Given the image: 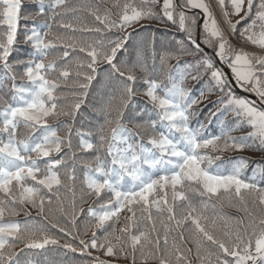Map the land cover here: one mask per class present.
Returning a JSON list of instances; mask_svg holds the SVG:
<instances>
[{
  "label": "snow or ice",
  "instance_id": "6c2138e0",
  "mask_svg": "<svg viewBox=\"0 0 264 264\" xmlns=\"http://www.w3.org/2000/svg\"><path fill=\"white\" fill-rule=\"evenodd\" d=\"M157 2L114 0V15L110 9L101 10L99 0L95 5L73 8L68 7V0H30L29 8L44 19L24 29V43L31 45L29 58L10 63L24 4L22 0H0V27L5 29L0 30V264H39L35 254L47 246L81 254L86 257L81 264H114L93 256L92 250L106 257L129 259L130 264H136L138 258L158 264H192L185 253L193 249L198 264H264V160L245 177L248 158H236L229 166L209 152H264V108L237 97L227 74L215 65V60L226 64L237 86L264 104V55L234 49L205 0H185L179 5L175 0H162L159 13L151 7ZM217 2L228 29L235 34L243 21L250 20L239 28V36L264 50V0ZM226 3L231 12L224 10ZM192 9L203 14L200 43L194 36L197 19L186 14ZM82 11L94 18L93 25L77 15ZM241 12L240 20L233 23L230 15ZM69 14L73 19H63ZM24 18H31V13ZM143 19L178 24L185 39L157 50L153 34L147 48L143 42L132 45L135 59L131 64L118 60L119 53L128 52L136 31L132 26L147 27L140 24ZM129 28L132 30L127 31ZM214 41L215 60L201 48V44L213 47ZM190 52L199 54L198 58L194 63L182 62L179 57ZM173 58L176 64L169 66ZM101 63L117 80L120 95L117 103L110 93L99 109L104 122L97 128L98 143L92 142L91 133H76L79 149L96 153L92 160L80 162V178L77 153L64 154V145L72 149V129L61 137L58 126L49 120L64 116L74 123ZM136 68L144 74L142 78L137 77ZM161 69L167 75L158 80L155 77ZM193 71L196 75L190 76ZM54 72L56 78H49ZM204 75L209 77L208 90L221 93L210 101L219 107L210 112L209 123L229 112L233 115L232 121L219 120V133L214 135L206 132L204 123L197 127L191 123L196 114L193 106L206 97L204 90L194 95L185 81L190 77L199 82ZM6 80L12 81L10 87ZM138 84L148 98L143 108L132 102ZM61 87L70 92H60ZM69 97L74 103L62 106L60 101ZM113 111L115 120L111 119ZM145 115L148 118L132 128L124 123L125 118L135 122ZM242 126L252 130L241 136L229 134ZM222 194L239 201L236 206L245 212L247 223L242 218L219 217L221 231L218 218L206 214L210 205L215 208L213 199ZM245 194L258 206V217L249 211ZM89 197H95L93 203L77 210V200L84 202ZM28 206L37 210L36 216ZM20 212L24 220L13 219ZM122 212L129 215L117 229ZM81 218L84 233L92 229L88 239L81 236ZM53 232L62 235V245ZM187 242L193 248H188ZM18 244L23 247L17 248ZM212 247L219 251H211Z\"/></svg>",
  "mask_w": 264,
  "mask_h": 264
},
{
  "label": "trees",
  "instance_id": "16d2710c",
  "mask_svg": "<svg viewBox=\"0 0 264 264\" xmlns=\"http://www.w3.org/2000/svg\"><path fill=\"white\" fill-rule=\"evenodd\" d=\"M179 4H182L185 2V0H178ZM206 3L209 5V8L213 12V15L215 18L220 16V18L223 20V16L221 13V9L218 5L217 0H213V3L216 4L215 7L213 5L209 4V0H205ZM121 3H123V0H120ZM137 4H139L140 0H135ZM176 2V0H175ZM22 3L24 4V7L21 9V19L19 21V27H18V38L17 41L14 45V51L12 55L10 56L9 62L12 63L13 61L17 59H27L29 58V53L31 51V45H26L24 43V36H25V31L24 29L26 27L30 28L33 26V23L35 22L36 24H40L44 17H36L35 14V9L29 8V3L30 0H22ZM85 3H91L95 5L97 3V0H68V7L73 8V7H79ZM114 0H99V5L101 7V10L107 8L110 9L113 14L115 15L116 9L113 7ZM162 6V0H158L157 3L151 5L153 10L157 13L160 12V8ZM246 7V4H245ZM225 11L231 12V7L229 4L226 3L225 5ZM179 11V8L177 9ZM255 9H253V12ZM31 13V18L25 19L24 17ZM201 12H186L187 15L194 16L196 17L197 21L199 18ZM78 16L87 24L93 25L94 18L90 16L87 12H79L77 13ZM243 15V12H241L239 15H230V20L235 23L236 21L240 20V16ZM63 19L71 20L73 19V16L69 14L66 17H63ZM250 20H245L243 21L237 29V32L233 34L227 27V25H222L221 28L223 29L227 40L229 41L230 45L234 49L238 50H245L249 54H256V55H264V50H261L259 46H253L250 43H245L239 36V28H243L245 24L249 23ZM198 23V22H197ZM203 23V22H202ZM201 23V25H202ZM141 25H145L147 27L141 28L139 25H133L132 27L136 28V31L133 33L131 40L129 41V49L128 52H121L118 54V60H128L129 64L135 59V52L132 51V45L134 44H141L143 42V47L147 48L150 43H151V38L152 35H155V43H156V48L157 50H160L162 46L166 47L169 45V42H174L176 40H184L185 39V34L179 30L178 24H173L171 22H168L166 19L161 21L159 19H143L140 22ZM201 25L199 26V29L197 28L196 24V30L194 32V36L196 37L197 43H200L202 39V28ZM226 29V30H225ZM132 29L129 28L127 31H131ZM53 31H57L55 26L53 27ZM215 41L213 42V47H206L204 44H201V48L203 49V53L208 54L209 56H213L214 60V50H215ZM175 47V45H172ZM190 48L192 47L190 44L188 45ZM129 52L131 53V56H129ZM55 55V52H53L50 56L49 59H51V56ZM83 57V54H80ZM199 54L195 52H190L187 55L180 56V60L182 62H192L194 63L195 59L198 58ZM176 64V59L173 58L168 61V65H175ZM215 65L216 67H220L224 71V67L227 69L228 73H232L230 69L227 67V65H221L218 60H215ZM157 66H159V61L157 60ZM148 68L149 71L152 69V61L151 58L149 57L148 59ZM98 74L96 75V78L92 82L90 89H89V94L86 97H82L84 99V103L81 106L77 116L75 117V121L73 123V119L71 117H64L60 116L56 119H50L49 123L57 125L58 126V135L61 137H65L68 135V129L71 128V141H72V149L69 150L66 145H64V154L67 156H71L72 152L77 153V175L78 177L82 178V173H83V168L82 164L80 163L81 161H87V160H92V158L96 155L94 151H88L84 152L79 149V140L80 137L76 135L77 131L83 132L85 134L91 133L90 139L92 142L98 143V136H97V128L99 127L100 124L104 122V116L99 113L100 107L105 103L107 100L108 96L110 93L114 94L117 97V103L119 100V91H117L118 88V82L117 80L111 78L108 75V66L106 64L101 63L98 66ZM16 71L19 73L20 69H16ZM203 71V69H201ZM134 72L136 73L138 78L143 77V73L140 71L139 68L134 69ZM225 72V71H224ZM227 74V73H226ZM3 73L0 72V76H2ZM58 73H51L49 78H56ZM166 71L161 69L158 71V74L156 75V79L161 80L166 78ZM191 75H196V72L193 71ZM73 81L70 79L69 84H71ZM208 82H209V77L207 75H204L202 79L197 82L192 80L190 77L185 81V84L187 87L194 89L193 94L196 95L200 90H204L205 92V99L201 101L199 105H195L194 111L196 114L191 118V123L193 127H197L198 123H204L206 126V132L209 134H218L219 133V120L220 119H225L227 121H232L233 115L231 112L227 113L225 116L218 117V118H212L211 123H209V118H210V112L215 111L219 105H214L210 103V101H215L217 98L221 95V93L218 90H208ZM230 82V81H229ZM234 84L230 83V87L232 91L235 93L237 97H244L247 98L251 101H255V103L264 108V104H261L258 98L250 92L244 91L242 88L238 87L235 80H233ZM5 84H7L9 87L11 86L12 81L6 80L4 81ZM17 84H20L21 81L19 78L16 81ZM60 92H65L69 93L70 89L67 87H61L59 89ZM253 95L256 97V100H252L251 98L248 97V95ZM134 104H139L141 108L145 107V104L148 102V98L144 95V89L143 86L138 84L137 85V92L136 95L133 98L132 101ZM74 103V101L71 100L69 97L66 100H61L60 104L62 106L67 107L69 104ZM112 109L114 110L116 107V104L114 103L112 106ZM150 107V105H149ZM139 109H137L138 111ZM64 118H67L66 120ZM148 117L145 115L138 121H131L127 118H125L124 123L129 127L132 128L133 124L136 122H142L144 119H147ZM155 118V117H153ZM111 119L115 120V112L113 111V115L111 116ZM60 121H63V123H59ZM252 129L248 126H242L239 128H235L233 131H231L229 134L232 136H241V135H246L248 132H250ZM85 139H88L89 137L85 135ZM145 140H147V137H145ZM210 154L216 155L220 157V161L223 162L224 165H229L231 162H234L236 158L239 157H246L248 158V167L244 169L243 175L245 177L251 176L252 175V169L257 166L258 162H261L264 160V152L259 151V150H253V149H244L241 151H236V150H230V151H224V152H216V153H211V150L209 149ZM69 167H72L71 164H69ZM63 173V170H61ZM67 182V181H66ZM77 189H79V179L77 180ZM261 186H264V181L261 182ZM63 192V189H62ZM79 195V192L77 193ZM246 199L249 200L248 203V209L249 211L253 212L257 217L259 216V209L258 206H254L251 203L250 197L245 194ZM95 197H89L87 198L86 201L80 202L77 200V210L80 208H87L89 205L93 203V200ZM194 200L197 202L199 201L198 197H193ZM68 201H71V195H68ZM213 203L215 204V208H213L211 205L208 208L207 215L211 216H216L218 218V226L221 228V231L223 230V221L219 220V217H232V218H242L245 220V223H247L248 218L246 217V214L244 211L240 210L236 205H239V201L235 199L233 196L231 199L227 194H222L218 198L213 199ZM242 207V206H240ZM28 211L31 212L32 216L37 215V210L31 208L28 206ZM70 211V209H69ZM129 215L127 212H122L121 217L119 221L116 223L117 229L121 227L125 223V217ZM153 215H155V212H153ZM15 220L23 221L24 220V213L20 212L18 216L13 218ZM83 218H81V223L79 225L80 231H81V236L84 239H88L91 236L92 229L89 228L87 233H84L83 229V223H82ZM54 235H57V238L60 239L61 245L65 242L62 235L53 232ZM117 234H119L117 232ZM102 236L103 233H100ZM187 232H185V237L187 240ZM170 243H171V237L169 238ZM23 244H18L17 248H22ZM187 247L188 248H193V245L191 242H187ZM93 251V256H99L101 259H107V260H112L114 261V264H130L129 259H125L123 257H120L117 259L116 257H106L104 256L103 252H97L96 250ZM211 251L213 252H218L219 250L212 247ZM189 259L192 261V264H198L195 258V250L191 253L186 252L185 253ZM35 259L39 261V264H81L83 260L86 259V257L82 256L79 253H73L68 250H64L61 247L58 246H47L46 249L44 250H39L35 254ZM136 264H158L157 261L154 260H148L147 262L141 261L139 258L136 261Z\"/></svg>",
  "mask_w": 264,
  "mask_h": 264
},
{
  "label": "water",
  "instance_id": "95a60500",
  "mask_svg": "<svg viewBox=\"0 0 264 264\" xmlns=\"http://www.w3.org/2000/svg\"><path fill=\"white\" fill-rule=\"evenodd\" d=\"M176 3L179 5L178 0H176ZM188 12H199V10H197V9H192V10H190V11H188ZM200 16H201V19H200V21H199V23H198V25H197V28H198V29H199V26L201 25V23H202V21H203V19H202L203 14H200ZM224 71H225V73H227V76H228V79H229L230 83L234 84L233 79H232V77H231V74L228 73V71L226 70V68H224ZM234 85H235V84H234ZM247 95H248V97L251 98L252 100H256V97H255V96H253V95H249V94H247Z\"/></svg>",
  "mask_w": 264,
  "mask_h": 264
},
{
  "label": "rangeland",
  "instance_id": "374dc122",
  "mask_svg": "<svg viewBox=\"0 0 264 264\" xmlns=\"http://www.w3.org/2000/svg\"><path fill=\"white\" fill-rule=\"evenodd\" d=\"M205 3H206V1H205ZM209 4L213 5V7L216 6V4L213 3V0H209ZM197 10H198V9H197ZM200 11H201V10H200ZM201 13H202V12H201ZM200 19H201V16L199 15V18H198V21H197L198 23H199ZM216 19H217V21L219 22L220 26L224 25L223 20L220 18V16L217 15ZM198 23H197V25H198ZM222 27H223V26H222ZM223 28H225V27H223ZM0 30H5V29H3L2 27H0ZM225 30H226V29H225ZM64 119L66 120L67 118H64Z\"/></svg>",
  "mask_w": 264,
  "mask_h": 264
}]
</instances>
